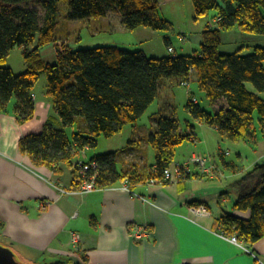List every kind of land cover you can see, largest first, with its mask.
Listing matches in <instances>:
<instances>
[{"label":"trees","instance_id":"1","mask_svg":"<svg viewBox=\"0 0 264 264\" xmlns=\"http://www.w3.org/2000/svg\"><path fill=\"white\" fill-rule=\"evenodd\" d=\"M60 1L0 0V112L13 113L20 123L32 120L34 85L42 73L47 77L45 94L52 116L40 133L26 134L18 141L20 153L27 154L32 163L55 170L61 164L71 166L73 188H79L82 177L73 156L95 147L100 135L111 138L125 125H134L159 96L164 78L182 85L193 81L205 92L215 106L213 111L195 97L187 100L185 108L193 120L214 126L221 138L254 142L256 120L263 131L264 99L249 91L246 83L264 92V46H254L247 53L242 47L229 53L220 52L219 47L221 32L233 28L244 34L264 35V0H191L195 19H212L200 32L199 49L161 57L115 45L71 49L67 40L56 38ZM67 5L64 17L71 21L112 13L120 15L122 26L130 30L139 26L160 31L173 28L159 13L157 0H67ZM34 6L42 8V14ZM51 42L56 60L48 63L39 51ZM165 42L169 44V39ZM16 46L22 47L26 66L19 74L5 65L8 53ZM12 99L15 101L10 105ZM175 110V104L165 102L154 112L155 129L146 137L154 150L153 166L143 173L120 172L118 153H101L90 159L97 165V186H112L124 178L168 183L163 172L175 160L178 145L190 137L181 133ZM187 125L193 130V125ZM72 126L78 130L68 135L66 128ZM243 187L232 208L249 210V217L225 213L219 222L223 232L253 244L264 237V161L245 174Z\"/></svg>","mask_w":264,"mask_h":264},{"label":"crops","instance_id":"2","mask_svg":"<svg viewBox=\"0 0 264 264\" xmlns=\"http://www.w3.org/2000/svg\"><path fill=\"white\" fill-rule=\"evenodd\" d=\"M207 21L205 17V25ZM231 31L238 32L236 28ZM244 35H248V40L264 38L262 34ZM166 38L171 43L170 38ZM256 43H239L237 49L242 47L245 52L254 46H264ZM246 88L264 99V92H258L249 83ZM193 95L188 93L187 100ZM171 96L164 95V100H159L161 106L165 102L175 104ZM202 96L204 107L213 111L215 106L207 100L205 92ZM33 97L35 111L30 121L20 123L13 113L0 112V241L10 246L22 263L264 264V237L253 244L240 240L244 249L220 235L223 230L219 222L225 213L244 219L250 215L249 210H234L232 205L244 188L245 174L256 163L264 161V128L257 132L254 142L241 141L253 148L252 157L244 158L238 145L236 157L227 159L229 154H224L220 161L213 157L207 171L192 165L188 180L152 183L149 179L124 178L86 194H66L58 187L75 189L71 166L61 164L55 170L32 163L27 154L20 153L19 139L26 134L40 133L52 116L45 92L38 93L35 86ZM14 101L12 99L10 105ZM185 111L188 116L184 124L179 121V129L181 133L190 134L186 141L190 143L178 146L175 161L181 162L194 152L205 153L203 150L213 148L207 145L210 134L212 139L219 137L214 126L193 120L186 108ZM151 114L150 127L130 125L125 133L122 130V134L112 137L113 148L107 152L118 153V171L143 173L154 165V150L149 149L146 141L147 135L155 129L154 113ZM188 123L193 125V130ZM55 126L59 127L57 122ZM70 128L71 133L66 128L68 135L78 130L76 126ZM218 145L222 149L220 142ZM87 149L78 151L72 161L76 164L106 153ZM204 178L211 182L202 185ZM213 200L220 208L218 211L212 207ZM193 201L207 206L211 214L191 221L189 208L194 205ZM228 203L230 212L224 210ZM140 231L141 236H136ZM72 232L79 235L76 243L71 239Z\"/></svg>","mask_w":264,"mask_h":264},{"label":"rangeland","instance_id":"3","mask_svg":"<svg viewBox=\"0 0 264 264\" xmlns=\"http://www.w3.org/2000/svg\"><path fill=\"white\" fill-rule=\"evenodd\" d=\"M157 1L159 3V13L173 24L172 30L160 31L144 26H140L139 28L133 30L126 29L121 24V16L112 13L106 15L105 17L83 18L71 21L64 17L69 10L67 0H61L59 3V15L57 17L58 25L56 27V38L58 41L62 39L67 40L70 44L71 49L115 45L131 50L142 49L148 55H154L157 57L170 55L169 53L171 52H186L190 54L193 53L196 48L200 47V32L204 29L205 18H194L195 12L193 8V2L191 0ZM34 8H37L40 14H42V8H40L39 6H34ZM208 20L212 19L208 17ZM213 24L214 23H211L210 26H212ZM222 33V45L219 47L220 52H232L236 50L238 46H240L239 43L251 45L257 44L256 42H258L259 44H264V38L261 40H248L246 39L248 35H244L240 31L234 32L228 30ZM166 37L170 38L171 43L166 44ZM169 46L173 47L172 51H168ZM252 49L253 47H251L250 50H246L245 53L251 52ZM39 52H41V55L45 62L52 63L56 60V53L54 52L53 42L42 45ZM8 54L9 55L7 57L5 65L10 66L16 74L25 71L26 66L23 60L22 47L16 46L12 50H10ZM161 80L162 83L160 86L159 96L155 100H153V103L147 108L141 118H139L134 123V126H138L139 128L151 126V113H154V111L160 109L159 107L161 106L162 102L159 100H164V95H172L170 97V100L177 105L175 113L179 118L180 123L182 124H184V119L188 116L184 107L188 93L194 94L193 96L198 101H200L203 106L205 105L202 91L199 90L195 82L191 81L186 85H182L178 84L176 80H169L167 78ZM35 86L38 93L42 94L46 92L47 77L45 74L42 73L40 75ZM256 115L257 113H255V120L257 119ZM256 127L257 131L261 132L259 122L257 120ZM67 128L68 133H71V128ZM130 128V125H125V128H123L122 130L125 133V131L129 130ZM123 131L114 134L113 136H119ZM113 136H111V138H106L100 135L97 145L93 148L89 147V149L87 150H95L97 152H107L108 150H111L114 143V138H112ZM218 136V138H220L219 140L217 137H214V139H212L210 134L209 142L207 145H212L213 148L203 150L205 153L199 151H197V153L208 155L211 159L215 157L218 161H220V158L222 156L218 155V152L219 150L223 149L228 151L227 155H229L227 156V159H232L236 157V150H238V145H240L239 149H242L244 158H246V156L248 158L253 156V148L249 144H243V142L241 141L231 142L227 139L221 138L220 135ZM218 142H220L222 149L219 148ZM188 143L190 142H183L184 146H188ZM149 149L153 152L152 147H150ZM177 149L176 152L178 151ZM175 156H178V152L175 154ZM201 181L202 185H207L209 182H211L207 178H204ZM232 197H234V194ZM211 204L212 207L214 206V211H218L220 209L218 207V204L214 200ZM226 205L227 207H225L224 210L230 212V203Z\"/></svg>","mask_w":264,"mask_h":264},{"label":"built area","instance_id":"4","mask_svg":"<svg viewBox=\"0 0 264 264\" xmlns=\"http://www.w3.org/2000/svg\"><path fill=\"white\" fill-rule=\"evenodd\" d=\"M170 50L172 51L173 47L169 46L168 51ZM227 153H228L227 150L222 149V150H219L218 155L222 156L223 154H227ZM210 160H211L210 156L204 155L202 153L194 152L190 155L189 159L185 161H182V162L173 161L167 167V169L164 170L163 180H167L172 183H179L180 181L188 180L187 178L190 175L192 165L199 167L200 170L202 171H207L210 168L208 166V164H210ZM96 168H97V165L92 160L90 161L89 160L88 161L79 160V162L77 163V170L82 177L80 187L75 188V189H72V188L63 189L61 187H58V189L60 190V192L66 193V194H69V193L70 194H80V193L86 194V193L91 192L92 190L99 189L100 187L97 186V184L95 183V179L97 176ZM150 182L153 183L157 181L150 179ZM142 199L146 200L144 198ZM45 204L47 203L45 202ZM189 212H191V215H192L191 221L192 220L194 221L203 216H209L211 214L207 206H205L204 204L191 205V207L189 208ZM140 234H142L141 231L137 233L136 236H141ZM220 235L224 238H228L233 243H236V244L239 243L244 249H246L243 243L240 242V239L238 238L236 234H227V232L226 233L223 232V233H220ZM71 239L73 243H76L79 240V235L76 232H72Z\"/></svg>","mask_w":264,"mask_h":264},{"label":"water","instance_id":"5","mask_svg":"<svg viewBox=\"0 0 264 264\" xmlns=\"http://www.w3.org/2000/svg\"><path fill=\"white\" fill-rule=\"evenodd\" d=\"M0 264H25L22 263L9 245L0 243Z\"/></svg>","mask_w":264,"mask_h":264}]
</instances>
